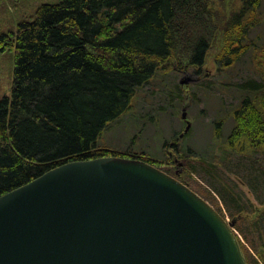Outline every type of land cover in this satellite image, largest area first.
<instances>
[{"label": "trees", "instance_id": "16d2710c", "mask_svg": "<svg viewBox=\"0 0 264 264\" xmlns=\"http://www.w3.org/2000/svg\"><path fill=\"white\" fill-rule=\"evenodd\" d=\"M262 1L243 0L225 20L213 0L41 4L34 18L0 36V51L15 54L11 92L0 98V196L70 161L116 155L154 164L100 148L98 141L157 72L202 65L222 26L229 39L220 63L224 57L230 67L254 49L249 33L260 22ZM243 86L248 93L234 110L228 140L260 149L264 88Z\"/></svg>", "mask_w": 264, "mask_h": 264}, {"label": "water", "instance_id": "95a60500", "mask_svg": "<svg viewBox=\"0 0 264 264\" xmlns=\"http://www.w3.org/2000/svg\"><path fill=\"white\" fill-rule=\"evenodd\" d=\"M235 223L146 160L70 161L0 196V264H248Z\"/></svg>", "mask_w": 264, "mask_h": 264}, {"label": "rangeland", "instance_id": "374dc122", "mask_svg": "<svg viewBox=\"0 0 264 264\" xmlns=\"http://www.w3.org/2000/svg\"><path fill=\"white\" fill-rule=\"evenodd\" d=\"M58 1L0 0V36L34 18L41 4ZM213 3L225 20L243 0ZM259 11L260 22L249 33L254 49L230 67L222 63L224 57L220 63L229 39L222 26L202 65L157 72L98 141L100 148L153 160L164 171L182 169V182L226 220L236 219L235 232L252 264H264L259 252L264 246V145L251 150L228 137L236 123L234 110L248 93L243 85L254 82L264 88V0ZM14 69V50L0 51V98L11 92Z\"/></svg>", "mask_w": 264, "mask_h": 264}, {"label": "flooded vegetation", "instance_id": "af4514ba", "mask_svg": "<svg viewBox=\"0 0 264 264\" xmlns=\"http://www.w3.org/2000/svg\"><path fill=\"white\" fill-rule=\"evenodd\" d=\"M189 123L190 122L187 123V126H188ZM187 126H186V128H187ZM173 146H175V145H173ZM181 165H183V163H181ZM165 172H167L168 174L176 177L179 180L181 179V177L183 175V170L182 169L168 170V171H165Z\"/></svg>", "mask_w": 264, "mask_h": 264}]
</instances>
